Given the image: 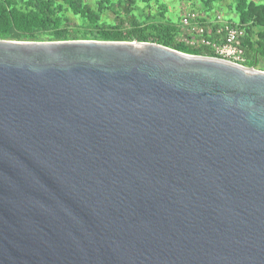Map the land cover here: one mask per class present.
I'll list each match as a JSON object with an SVG mask.
<instances>
[{
  "label": "water",
  "instance_id": "1",
  "mask_svg": "<svg viewBox=\"0 0 264 264\" xmlns=\"http://www.w3.org/2000/svg\"><path fill=\"white\" fill-rule=\"evenodd\" d=\"M0 264H264V72L0 39Z\"/></svg>",
  "mask_w": 264,
  "mask_h": 264
},
{
  "label": "trees",
  "instance_id": "2",
  "mask_svg": "<svg viewBox=\"0 0 264 264\" xmlns=\"http://www.w3.org/2000/svg\"><path fill=\"white\" fill-rule=\"evenodd\" d=\"M130 0V3H135ZM150 8V2L144 0ZM158 2V0H155ZM207 16L214 15V0H202ZM235 11L239 16V24L246 31L243 47L246 54L244 66L253 68L259 59L264 60V4L258 0H234ZM261 1V0H260ZM108 3H111L107 0ZM137 2V0H136ZM98 5L102 10L106 2ZM162 6V5H160ZM121 12H114L116 24L103 22L100 10L93 8L86 0H0V39L17 41H138L160 44L184 53L215 57L212 50L193 48L179 42L178 23L149 22L150 15L133 10L126 4ZM211 11V12H210ZM162 18L166 17L164 8L157 10ZM78 17L90 26L100 30L84 32L67 28L64 22L68 17ZM232 21V20H231ZM234 22V21H232ZM236 23V22H234ZM42 34L44 39L39 38Z\"/></svg>",
  "mask_w": 264,
  "mask_h": 264
},
{
  "label": "rangeland",
  "instance_id": "3",
  "mask_svg": "<svg viewBox=\"0 0 264 264\" xmlns=\"http://www.w3.org/2000/svg\"><path fill=\"white\" fill-rule=\"evenodd\" d=\"M86 1L96 10H100V12L102 13V18L104 19L103 22L112 25L116 24V15L114 14V12H121L122 10H124V6L126 4L131 5L133 10L140 11L142 14H145V16H148L151 13L149 22L154 23L160 21L178 23L180 22L182 15L189 10H193L204 16L206 14V10L208 9L202 0H158V2L154 0L150 2V8L144 0H137V2L135 0V3H130V0H109L111 3H108L107 0H103L106 2V5L102 10L98 5L99 1L101 0ZM258 2L264 4V0H258ZM235 5L236 3L234 0H214L212 4V13L221 14L226 20H232L237 23L239 22V16L235 11ZM161 8H164V11L166 12L165 18H162L161 15L157 13V10ZM64 24L67 28L81 30L84 32H94L100 30L99 27L90 26L87 22L80 20L78 17L69 16ZM39 38L44 39L42 34H39ZM253 68L264 72V60L260 58L258 64Z\"/></svg>",
  "mask_w": 264,
  "mask_h": 264
},
{
  "label": "built area",
  "instance_id": "4",
  "mask_svg": "<svg viewBox=\"0 0 264 264\" xmlns=\"http://www.w3.org/2000/svg\"><path fill=\"white\" fill-rule=\"evenodd\" d=\"M178 41L193 48H207L220 58L238 65L246 61L243 39L245 29L221 14L200 15L189 10L185 12L178 24Z\"/></svg>",
  "mask_w": 264,
  "mask_h": 264
},
{
  "label": "crops",
  "instance_id": "5",
  "mask_svg": "<svg viewBox=\"0 0 264 264\" xmlns=\"http://www.w3.org/2000/svg\"><path fill=\"white\" fill-rule=\"evenodd\" d=\"M208 13H206L205 15H207Z\"/></svg>",
  "mask_w": 264,
  "mask_h": 264
}]
</instances>
